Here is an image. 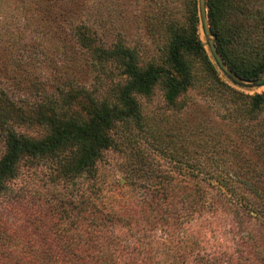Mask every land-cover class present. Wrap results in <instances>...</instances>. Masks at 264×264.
Instances as JSON below:
<instances>
[{"label":"rangeland","instance_id":"rangeland-1","mask_svg":"<svg viewBox=\"0 0 264 264\" xmlns=\"http://www.w3.org/2000/svg\"><path fill=\"white\" fill-rule=\"evenodd\" d=\"M233 1L250 22L264 11V0ZM189 33L187 0H0V159L6 128L41 139L42 115L81 122L116 103L126 78L102 49L122 45L141 69L175 75L169 46ZM205 49L214 69L182 52L191 83L173 103L163 80L135 95L139 116L108 131L94 177L63 175L73 150L19 162L0 191V264L51 263L93 214L120 230L132 217L131 245L149 264H264L252 241L264 250V103L249 99L264 88L233 86Z\"/></svg>","mask_w":264,"mask_h":264},{"label":"trees","instance_id":"trees-1","mask_svg":"<svg viewBox=\"0 0 264 264\" xmlns=\"http://www.w3.org/2000/svg\"><path fill=\"white\" fill-rule=\"evenodd\" d=\"M187 3L190 33L187 36L174 34L169 46V59L175 75L154 66L141 69L133 51L122 45L102 49V54L120 63L121 75L126 78L125 84L117 93L116 103L101 101L94 104L87 112V120L81 122L42 115L41 122L49 128L50 134L41 139L24 137L11 128H6V151L0 159V191L8 181L17 176L18 164L22 159L58 157L66 150H73V155L62 159L61 172L64 176L74 178L87 174L94 177L96 162L101 158L102 152L113 143L108 131L117 122L138 118L135 95L150 94L154 85L163 80L165 99L168 103H173L190 86L191 76L182 58L183 51L202 55L214 69L205 44L200 39L198 1L187 0ZM207 8L218 51L227 66L244 79L262 77L264 40L261 36L264 35V11L258 21L250 22L248 11L233 0H207ZM249 99L254 107H258L264 103V93L253 94ZM93 216V225L87 236L82 240L74 238L75 244L70 250L62 252L63 255L55 253L52 259L49 258L51 263L45 264H149L138 260L137 251L131 245L134 239L131 232L132 217L128 215L120 219V223L126 225L124 230H120L116 219L102 220L94 214ZM252 241L254 256L260 257L264 250L256 240ZM64 259L67 262H63Z\"/></svg>","mask_w":264,"mask_h":264},{"label":"water","instance_id":"water-1","mask_svg":"<svg viewBox=\"0 0 264 264\" xmlns=\"http://www.w3.org/2000/svg\"><path fill=\"white\" fill-rule=\"evenodd\" d=\"M198 1V16L202 34L205 39V45L221 74L227 79L233 86L241 89H259L264 88V76L256 79H244L232 71L224 62L221 54L218 51L216 45V36L213 33L208 17L207 0Z\"/></svg>","mask_w":264,"mask_h":264}]
</instances>
